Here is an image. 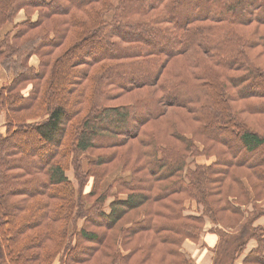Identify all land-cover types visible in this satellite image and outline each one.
<instances>
[{
    "label": "trees",
    "instance_id": "obj_1",
    "mask_svg": "<svg viewBox=\"0 0 264 264\" xmlns=\"http://www.w3.org/2000/svg\"><path fill=\"white\" fill-rule=\"evenodd\" d=\"M0 69V264H264V0H0Z\"/></svg>",
    "mask_w": 264,
    "mask_h": 264
},
{
    "label": "crops",
    "instance_id": "obj_2",
    "mask_svg": "<svg viewBox=\"0 0 264 264\" xmlns=\"http://www.w3.org/2000/svg\"><path fill=\"white\" fill-rule=\"evenodd\" d=\"M20 13L24 14L23 11H21ZM26 18L24 17L18 22H22ZM214 228L215 225L207 219L205 223L204 233L201 235L200 241L193 242L191 240H185V242L183 243L181 250L184 252L188 259L192 260V264H213V250H215L218 243H220L218 234L216 232L211 231ZM254 245L255 243L252 241L249 245V249L251 247H254ZM242 261L243 257L241 256L240 259L236 262V264H243Z\"/></svg>",
    "mask_w": 264,
    "mask_h": 264
},
{
    "label": "rangeland",
    "instance_id": "obj_3",
    "mask_svg": "<svg viewBox=\"0 0 264 264\" xmlns=\"http://www.w3.org/2000/svg\"><path fill=\"white\" fill-rule=\"evenodd\" d=\"M113 1H114L115 4L118 2V0H113ZM25 15H26L25 12H24V14L23 13H20V15L18 14L17 18H16V20H17L16 22H18L19 20L23 19L24 17L26 18L27 16H25ZM111 15L112 14H109L107 16L108 20H110ZM35 18H36V14L32 17V19H35ZM31 59H32L31 63L33 65H37L38 64V58L37 57L34 56ZM9 77H10V75L8 74V72H6L5 70L0 69V85L3 84V83L8 82L9 81ZM4 123H5V120H4V117L2 116V117H0V132H4V130H5ZM199 146L202 148V145L200 143H199ZM67 175L77 185V181H76V179L74 177L73 171L72 170L68 171ZM88 190H90V189H88ZM245 209H247V212H246L247 214H249L250 216L253 215V206H245ZM263 222H264V218H261L260 220H258V223H263ZM199 241H196V242H199ZM193 242H195V241H193ZM220 245L221 244L218 243V245L216 246L215 250H213V256H212L213 264H214V262H216L217 264H229L231 262V257L230 256L227 257L226 254H225V251H227L228 254H231L230 251L232 250V246L227 247V250H221ZM218 252H220V253L217 255ZM239 259L240 258L235 259V264H236V262ZM225 260L227 261V263H225Z\"/></svg>",
    "mask_w": 264,
    "mask_h": 264
}]
</instances>
